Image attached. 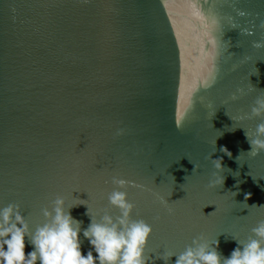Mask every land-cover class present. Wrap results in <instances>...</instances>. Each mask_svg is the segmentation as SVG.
Returning a JSON list of instances; mask_svg holds the SVG:
<instances>
[{
  "label": "water",
  "instance_id": "95a60500",
  "mask_svg": "<svg viewBox=\"0 0 264 264\" xmlns=\"http://www.w3.org/2000/svg\"><path fill=\"white\" fill-rule=\"evenodd\" d=\"M262 25L264 0H0V209L19 204L35 235L63 197L87 255L83 230L118 224L108 197L125 191L153 229L146 264L258 239L264 151L246 133L264 122Z\"/></svg>",
  "mask_w": 264,
  "mask_h": 264
},
{
  "label": "clouds",
  "instance_id": "9594fccd",
  "mask_svg": "<svg viewBox=\"0 0 264 264\" xmlns=\"http://www.w3.org/2000/svg\"><path fill=\"white\" fill-rule=\"evenodd\" d=\"M254 47H264V40L254 41ZM235 98L233 95V99ZM252 114L264 116V97L257 98ZM182 119V116L177 117V128L182 126ZM124 131L120 129L117 134L123 135ZM246 135L251 145V155L264 151V122L256 126L254 138L249 133ZM221 150L231 158L232 153L226 146ZM214 163L216 168L223 169L222 158ZM113 182L121 187L128 183L126 179L118 177H113ZM223 183L224 178L221 177L209 186L215 187ZM251 195L250 192L246 193L245 200ZM108 199L111 205L121 210L119 223H115L110 215H105L102 222L93 220L83 230L84 236L92 245V250L87 255L82 252L81 221L76 220L70 210H65L63 197L54 201V216L48 209L43 210L45 216L51 217V222L38 227L35 235H31L20 205L8 204L0 209V264H37V261L40 264H146L148 258L145 253L153 231L152 226L143 219H131L135 206L127 199V192L113 191ZM253 232L258 239H252L242 247L238 246L227 258L222 257L217 240L215 248L211 250L208 244H201L197 248L189 247L177 257L175 264H264V221ZM30 236L34 250L26 253L25 238ZM172 255L174 253L170 252L164 258L169 259Z\"/></svg>",
  "mask_w": 264,
  "mask_h": 264
}]
</instances>
